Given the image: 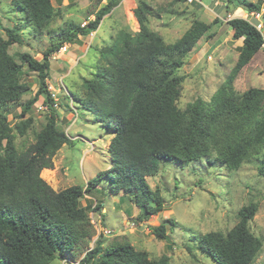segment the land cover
Listing matches in <instances>:
<instances>
[{
	"label": "trees",
	"instance_id": "trees-1",
	"mask_svg": "<svg viewBox=\"0 0 264 264\" xmlns=\"http://www.w3.org/2000/svg\"><path fill=\"white\" fill-rule=\"evenodd\" d=\"M119 1L107 0L83 27L66 24L60 28L50 36L41 60L29 53L10 54L9 47L21 44L22 37L15 28L0 24L5 35H0V264H49L74 252L80 243L87 244L93 227L88 209L80 201L103 180L109 181L112 194L123 192L142 212L137 221L145 222L164 210L160 192L146 181L158 173L159 162L204 160L235 171L249 160L260 159L258 174L264 177V89H249L241 95L232 89L236 74L262 48L260 33L246 20H228L232 39L241 41L230 75L209 103L198 99L179 109L184 79L177 72L198 41L212 39L213 26L222 21L216 18L205 24L193 20L180 38L166 44L149 29L146 15L151 11L145 3L133 10L139 31L134 35L119 32L110 46L98 51L99 65L92 77L83 78V97L69 93L82 107L91 108L113 134L107 148L109 169L88 180L85 188L71 186L58 192L40 177L43 170L53 169L56 152L70 143L57 129V112L48 91L50 58L64 45L97 31ZM225 3L247 13L261 10L258 2ZM9 4L23 13L34 37L50 34V25L58 17L51 0H10ZM262 20L264 24V15ZM28 74L35 75L37 91L23 101L31 93L24 79ZM40 99L48 111L45 124L33 134L32 143L18 150L15 138H23L31 130L33 121L27 115ZM16 105L20 112L10 124L7 113ZM99 208L95 204L89 211ZM257 208L256 203L240 208L237 224L226 234L198 236L196 250L215 264H252L262 249V240L248 228ZM175 225L168 220L150 233L167 241L169 226ZM104 242L100 233L78 264H169L166 255L150 260L146 252L134 250L127 242Z\"/></svg>",
	"mask_w": 264,
	"mask_h": 264
},
{
	"label": "rangeland",
	"instance_id": "rangeland-1",
	"mask_svg": "<svg viewBox=\"0 0 264 264\" xmlns=\"http://www.w3.org/2000/svg\"><path fill=\"white\" fill-rule=\"evenodd\" d=\"M107 0H51L58 17L50 25V34L33 36V28L23 20V13L13 8L10 0H0V24L7 29L15 28L22 37L21 44L9 47V53H29L41 60L42 52L50 45V36L66 24L85 25L94 19L93 14L106 4ZM200 1V2H199ZM120 0L119 4L106 15L92 38L79 37L73 44H66L67 51L50 60L47 80L48 91L58 99L57 129L63 131L70 140L52 158L53 169L40 177L56 192L71 186L85 188L86 182L98 173L109 169L110 158L107 148L113 134L103 127L96 115L82 107L70 97L74 94L83 97V78H91L99 65L98 51L110 46L119 32L134 35L139 25L133 10L139 3H145L151 11L147 14L148 27L159 34L166 44H171L182 36L193 20L211 24L214 19L227 18V13L212 9L214 3L224 8L225 0ZM260 3L264 1L246 0ZM202 3V4H201ZM229 5V4H228ZM212 6V7H211ZM264 13V11H263ZM261 20L263 18V14ZM238 15V14H237ZM250 15V14H249ZM238 15L243 20L250 16ZM263 21V20H262ZM227 22V21H226ZM221 25V24H220ZM220 25L213 26L216 32ZM223 31L221 32V34ZM0 35L5 38L3 31ZM218 36L220 34L218 33ZM216 37V36H215ZM226 36L215 51L208 52L202 59L203 47H209L212 40L201 38L193 51L185 58L177 74L183 77L177 107L184 109L188 103L198 99L209 103L214 94L230 75L241 47L240 40ZM94 39L91 43L89 40ZM99 39V40H98ZM63 46V47H64ZM200 51V52H199ZM100 61V65H102ZM31 88L37 91L36 77H24ZM264 89V46L253 59L243 67L232 82L235 94L241 95L249 89ZM20 106H11L7 113L10 124L15 122ZM48 111L41 99L32 107L27 117L32 119V128L25 137L18 135L15 145L18 150L33 142V134L45 124ZM260 159L243 163L231 171L220 164L208 165L204 160L175 164L159 162L158 173L146 178L149 187L157 189L165 201L164 210L146 220L137 221L142 214L130 203L127 196L120 192H110V183L103 180L96 190L86 193L80 205L88 209V217L93 227L92 236L87 244L80 243L74 252L65 258H56L49 264H78L86 251L94 246L101 233L105 245L109 242L129 243L134 250L148 254V259L157 260L166 255L169 264H215L209 257L201 255L195 248V239L209 232L226 234L238 222V211L250 203L258 208L248 223L252 234L262 240V249L252 264H264V177L258 174ZM100 204V208L89 211V207ZM173 221L169 226L167 241L157 240L150 229L165 221Z\"/></svg>",
	"mask_w": 264,
	"mask_h": 264
},
{
	"label": "crops",
	"instance_id": "crops-1",
	"mask_svg": "<svg viewBox=\"0 0 264 264\" xmlns=\"http://www.w3.org/2000/svg\"><path fill=\"white\" fill-rule=\"evenodd\" d=\"M195 1L198 2L199 0H195ZM213 6L214 7H212V6L211 7H212V9L214 8L216 10L215 15L218 16V13H220V11L221 12L223 11L224 12V15H226V13H227V16L228 15L231 16V19L232 18H240L238 15H241V13H244V14L246 13V11H244L243 9H241V8H233V5H231V4L228 5V3H224V8L219 7L218 6V3H214ZM226 7L228 9H226ZM219 19L222 20V24L219 26L220 29H218V31L215 33L214 37L212 39H210V40H212L211 42H213V43H210V46L209 47H203V49L200 50V51H203L200 54V56L202 57V59H204L205 57L208 58L209 57L208 56V52H211L212 50L215 51L216 48H218L220 45H222L221 42L224 39V36H226L228 38H232L231 37V30H230L229 26L226 24L227 18L226 17L223 18V16L222 17L220 16ZM222 31H223V33L221 34ZM218 33L220 34V36H218ZM228 38H226V40ZM89 41H91V43H92V42H94V39H92V40L90 39ZM62 55H64V54H62ZM44 171H48V170H44Z\"/></svg>",
	"mask_w": 264,
	"mask_h": 264
},
{
	"label": "built area",
	"instance_id": "built-area-1",
	"mask_svg": "<svg viewBox=\"0 0 264 264\" xmlns=\"http://www.w3.org/2000/svg\"><path fill=\"white\" fill-rule=\"evenodd\" d=\"M188 2L191 3V1L193 0H187ZM216 1V0H214ZM261 1H264V0H261ZM264 9L260 10V12H251V13H245L246 15H249L250 16V19L249 20H246L248 23H250L255 29L256 31H258L261 35V37L263 38V45L262 47L264 46V24H263V21L261 20V17H262V13H263ZM231 19V16H227V21ZM84 25H82L83 27ZM95 32H91L88 36L90 38H92L94 36ZM67 51V47L64 46V47H61L60 50L53 54L51 56V59L52 60H55V57H57L58 55L62 54V53H65ZM51 94V93H50ZM51 98L53 99V107L56 109L58 107V99L56 98V95L55 94H51Z\"/></svg>",
	"mask_w": 264,
	"mask_h": 264
},
{
	"label": "bare ground",
	"instance_id": "bare-ground-1",
	"mask_svg": "<svg viewBox=\"0 0 264 264\" xmlns=\"http://www.w3.org/2000/svg\"><path fill=\"white\" fill-rule=\"evenodd\" d=\"M45 173H48V171H44Z\"/></svg>",
	"mask_w": 264,
	"mask_h": 264
}]
</instances>
